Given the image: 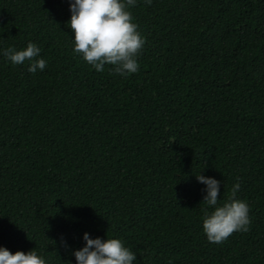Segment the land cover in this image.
<instances>
[{
    "label": "trees",
    "instance_id": "1",
    "mask_svg": "<svg viewBox=\"0 0 264 264\" xmlns=\"http://www.w3.org/2000/svg\"><path fill=\"white\" fill-rule=\"evenodd\" d=\"M138 70L73 52L68 0H0V245L75 264L81 234L119 237L135 264H264V0H136ZM238 178L247 231H202L203 185ZM61 239L67 246L61 244Z\"/></svg>",
    "mask_w": 264,
    "mask_h": 264
},
{
    "label": "clouds",
    "instance_id": "2",
    "mask_svg": "<svg viewBox=\"0 0 264 264\" xmlns=\"http://www.w3.org/2000/svg\"><path fill=\"white\" fill-rule=\"evenodd\" d=\"M144 2L151 4V0ZM135 3L136 0H68L70 15L66 23L72 32L73 52L97 72L103 71L108 64L112 66L111 71L120 76L135 73L139 50L145 42L128 10ZM40 52V47L31 40L22 48L13 45L0 47V55L12 65L28 60L27 71L30 73L45 68L46 61ZM195 179L203 185L202 231L209 242H221L234 230H248L249 206L246 200L236 195L240 188L238 178L221 202H218L221 181L201 172L195 174ZM81 239L82 246L71 251L75 264H135V252L119 237L105 236L102 239L85 231ZM61 244L67 246L63 239ZM0 264H48V261L34 247L28 251L10 252L0 245Z\"/></svg>",
    "mask_w": 264,
    "mask_h": 264
}]
</instances>
